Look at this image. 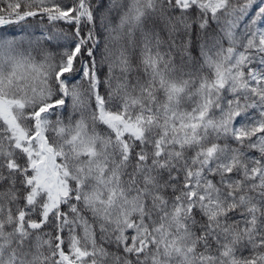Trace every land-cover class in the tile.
Here are the masks:
<instances>
[{
	"label": "snow or ice",
	"instance_id": "6c2138e0",
	"mask_svg": "<svg viewBox=\"0 0 264 264\" xmlns=\"http://www.w3.org/2000/svg\"><path fill=\"white\" fill-rule=\"evenodd\" d=\"M0 264H264V0H0Z\"/></svg>",
	"mask_w": 264,
	"mask_h": 264
}]
</instances>
